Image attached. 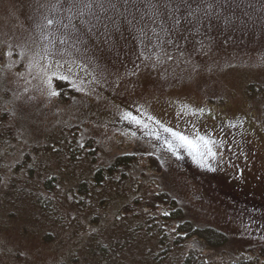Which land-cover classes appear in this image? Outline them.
I'll return each mask as SVG.
<instances>
[{"label": "rangeland", "instance_id": "obj_1", "mask_svg": "<svg viewBox=\"0 0 264 264\" xmlns=\"http://www.w3.org/2000/svg\"><path fill=\"white\" fill-rule=\"evenodd\" d=\"M262 83L264 0H0V264H158L156 236L126 234L165 206L157 191L198 226L227 234L205 251L209 260L264 264V96L248 95ZM125 106L162 126L137 114L134 129L115 125ZM180 109L210 128L239 118L247 140L236 133L231 146L196 132ZM148 131L174 140L207 175L137 134ZM134 153L127 173L96 186L98 167ZM141 196L153 204L135 202ZM112 233L126 242L112 243ZM197 240L160 264H176Z\"/></svg>", "mask_w": 264, "mask_h": 264}, {"label": "trees", "instance_id": "obj_2", "mask_svg": "<svg viewBox=\"0 0 264 264\" xmlns=\"http://www.w3.org/2000/svg\"><path fill=\"white\" fill-rule=\"evenodd\" d=\"M67 84L63 82L60 87L66 86ZM254 94H261L264 96V83L260 85L251 84L248 86V95L249 97H252ZM138 108H131V107H125L124 111H122L120 116L118 115L116 119L114 120L115 125L120 127H126L134 129L133 126L137 124V119H134V116L140 115L142 119L146 120V113L147 112L144 108L140 110L141 108L137 106ZM140 110V111H139ZM194 112V111H193ZM148 113V112H147ZM198 116L201 117L199 114ZM148 118V117H147ZM153 124L160 125L158 121L152 117L148 118ZM196 121H199L196 119ZM232 124L229 125V128L232 130V138L234 139V136L238 139L236 133H238V130L242 127V122L239 118H233L231 119ZM162 124V123H161ZM162 126V125H160ZM164 127V126H163ZM169 126H165V128H168ZM130 129V130H131ZM149 133L146 135H141L137 132L139 136L146 137L149 140H152L158 147L163 148L172 155L176 161L181 164L183 167L186 168L188 173L193 174L194 177L196 175H199L201 178H204L207 173L205 172L207 169L203 168L201 163H198L196 159L191 156L189 153L185 152L183 149L177 146L175 144V141L172 139L167 138L163 134H158L154 131H148ZM239 134V133H238ZM240 138H242L241 134L238 135ZM239 142V141H237ZM234 148V147H233ZM235 149V148H234ZM82 153V152H81ZM83 154V153H82ZM154 156H157L154 154ZM138 154H120L115 157V159L108 163L107 165H103L102 167H98L95 172V180H96V186H100V188L106 189L107 186H109L110 182H112L113 176L120 173L121 175H124L127 173V171L134 166V164L137 162ZM238 160V158H236ZM235 160V161H236ZM233 161V160H232ZM234 162V161H233ZM205 171H203V169ZM213 175H217L215 172L211 173ZM230 174V173H228ZM198 176V177H199ZM224 177V176H223ZM226 177V176H225ZM211 178H207L206 180H210ZM86 182H82L81 185H86ZM113 184L112 186H114ZM103 189V191H104ZM107 191V190H105ZM104 191V192H105ZM81 195L82 193H80ZM85 194H88V196L91 195L90 192H84ZM83 193V194H84ZM154 202L155 204H160L161 206L165 205L162 209L153 208V211L156 212V214H152V212H148L144 214V217H146L145 222H143V227L139 225L138 227H133L132 220L126 221V226L132 225L129 229H126V234H132L133 236H139L143 235V231L145 233V237L149 238L150 235H154L157 237L158 243L157 246L160 249L157 254H155V261H158L160 264L161 262L166 261L169 259L171 255V250L176 245L184 244L187 240L193 237L198 238V242H196L195 246L191 248L189 252H187L183 257L179 258L176 264H257L254 260L242 258L237 261H226L225 263H215L212 260H209L207 255L205 254L206 250H216L219 247L224 246L228 242V236L226 233L222 232L221 230L211 227V226H198L196 223H194L188 216L184 208L181 206L179 201L170 195V193H167L166 191H157L154 192ZM144 200L147 201L150 206L153 204V200L146 199L145 196H141L137 199H135V202L139 203L140 201ZM145 206V208L150 207ZM160 206V207H161ZM128 208V206L126 207ZM147 210V209H146ZM156 215V216H155ZM121 216L125 218H129L127 214L124 212L121 214ZM136 233V235H135ZM147 235V236H146ZM171 235L174 239L171 238ZM117 238H116V237ZM127 235H121L119 237V234L112 233L111 237L113 239L112 243L118 240L120 243L121 241L126 242ZM115 237V239H114ZM204 240L205 242H202ZM122 245L118 246V248L114 249V254L118 255L119 250L122 249ZM121 247V248H119ZM152 247H150L146 252H150ZM104 254L108 255L107 249L102 250ZM111 253V252H110ZM109 257V256H107ZM115 256H111V258H114ZM104 259H106L104 257ZM110 259V258H109ZM255 262V263H254Z\"/></svg>", "mask_w": 264, "mask_h": 264}, {"label": "flooded vegetation", "instance_id": "obj_3", "mask_svg": "<svg viewBox=\"0 0 264 264\" xmlns=\"http://www.w3.org/2000/svg\"><path fill=\"white\" fill-rule=\"evenodd\" d=\"M125 107H127V106H125ZM139 107L141 108L140 110H142V106H139ZM174 110H172L171 112H174ZM143 112L146 113V116L148 118H152V116L149 113H147L145 111H143ZM178 113L184 118H187L188 115H191L190 111H188L187 109H180L178 111ZM187 119H189V120H187L189 125H192L191 127L193 129H195L196 132L199 131L200 133L210 135L212 137H215V139L219 138V140L224 141V143L226 142V143H228V145L232 146V136L230 139V135L232 133V130L229 128V125L232 124V121H231L232 118H229L228 120L222 119V118H218L219 119L218 120V119L214 118L216 123L214 124V126H211V128L207 127L206 124L202 121H196L193 118H187ZM180 125H182V124H180ZM182 126L186 127L187 125H182ZM181 131H183V129ZM238 133L241 134V136H242L241 139L247 140L248 136H247V132L245 130L240 128L238 130ZM218 154L220 155L221 164H224L225 167H230V170L232 171V169L235 167L236 163L233 162L230 159V156L225 154V152L221 148L218 149Z\"/></svg>", "mask_w": 264, "mask_h": 264}, {"label": "snow or ice", "instance_id": "obj_4", "mask_svg": "<svg viewBox=\"0 0 264 264\" xmlns=\"http://www.w3.org/2000/svg\"><path fill=\"white\" fill-rule=\"evenodd\" d=\"M49 23H51V21H49ZM61 79H67V77H64V76H62V77H60ZM57 93H55V92H53L52 93V95H56ZM179 139L180 140H182L185 144H187L189 147H197L194 143H193V141H191V140H189L187 137H184V136H179ZM201 141H203V144L201 145L202 147H204L206 150H207V152H208V154H213L212 153V150H211V148L210 147H208V144H209V142L207 141V140H204V138H199Z\"/></svg>", "mask_w": 264, "mask_h": 264}]
</instances>
